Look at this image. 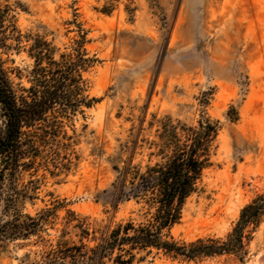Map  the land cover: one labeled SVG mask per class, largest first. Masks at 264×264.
<instances>
[{
    "label": "rangeland",
    "instance_id": "rangeland-1",
    "mask_svg": "<svg viewBox=\"0 0 264 264\" xmlns=\"http://www.w3.org/2000/svg\"><path fill=\"white\" fill-rule=\"evenodd\" d=\"M0 6L22 33L43 36L59 50L82 28L86 49L98 59L85 73L98 101L64 122L58 137L64 144L34 150L45 159L20 165L6 181L21 215L56 208L38 234L0 241V264L40 260L60 239L68 209L111 226L141 219L133 200L113 209L102 191L131 139H153L165 116L187 124L209 117L219 128L210 165L170 229L175 239L224 236L240 209L264 193V0H0ZM1 57L17 92L29 86L33 59L25 48ZM149 151L137 148L133 163L153 162ZM246 250L242 260H187L153 250L133 264H264V215Z\"/></svg>",
    "mask_w": 264,
    "mask_h": 264
},
{
    "label": "trees",
    "instance_id": "trees-1",
    "mask_svg": "<svg viewBox=\"0 0 264 264\" xmlns=\"http://www.w3.org/2000/svg\"><path fill=\"white\" fill-rule=\"evenodd\" d=\"M4 9L0 6V241L38 234L56 208L43 209L38 216L21 215L18 196L5 193L10 188L6 181L20 165L32 167L38 157L39 162L45 159L34 150L54 142L64 144L58 139L64 122L98 101L89 95L85 77L98 59L86 49L82 28L70 46L59 50L43 36L22 33ZM22 48L33 59V67L30 85L18 93L1 54ZM158 121L153 139H131L127 158L122 165L113 163L114 180L102 191L110 196L113 209L120 202L133 200L141 219L128 218L111 226L68 209L56 245L40 260L27 264H133L143 257L138 254L153 250L187 260L219 255L242 260L251 231L264 215V193L240 209L224 236L198 237L188 242L175 239L170 229L180 221L186 199L195 192L203 170L210 165V149L219 128L209 117L199 118L196 124L170 116ZM143 146L150 149L149 156L155 160L141 166L133 163V158L137 148ZM72 234L77 241L67 238Z\"/></svg>",
    "mask_w": 264,
    "mask_h": 264
}]
</instances>
